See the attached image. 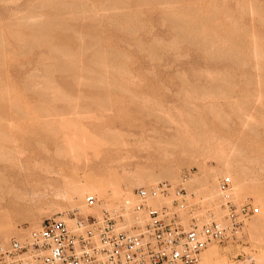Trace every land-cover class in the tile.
Returning <instances> with one entry per match:
<instances>
[{"label": "rangeland", "instance_id": "rangeland-1", "mask_svg": "<svg viewBox=\"0 0 264 264\" xmlns=\"http://www.w3.org/2000/svg\"><path fill=\"white\" fill-rule=\"evenodd\" d=\"M1 181L0 244L166 182L184 224L256 210L196 264H264V0H0Z\"/></svg>", "mask_w": 264, "mask_h": 264}, {"label": "built area", "instance_id": "built-area-1", "mask_svg": "<svg viewBox=\"0 0 264 264\" xmlns=\"http://www.w3.org/2000/svg\"><path fill=\"white\" fill-rule=\"evenodd\" d=\"M185 179L184 175L182 182ZM221 188L223 193L229 190L227 179ZM133 195L138 204L131 214L142 213L143 222L137 219L130 228L123 223L127 204L102 210L98 219L77 211L64 213L0 245V264H196L208 244L230 241L256 213L248 202L238 207L225 203L222 221L184 224L176 210L178 201L183 205L192 195L182 188L162 182L138 188ZM169 196L173 198L170 207L148 206L157 197ZM85 203L88 209L98 204L92 198Z\"/></svg>", "mask_w": 264, "mask_h": 264}, {"label": "bare ground", "instance_id": "bare-ground-1", "mask_svg": "<svg viewBox=\"0 0 264 264\" xmlns=\"http://www.w3.org/2000/svg\"><path fill=\"white\" fill-rule=\"evenodd\" d=\"M74 1H75V0H74ZM105 2H107V1H105ZM107 3H108V2H107ZM81 4H82V3H81ZM81 4H80V3L77 4L76 7H77L78 5L81 6ZM84 4H85V3H84ZM82 5H83V4H82ZM45 6H46V5H45ZM74 6H75V5H74ZM76 7H74V9H75ZM81 7H82V6H81ZM111 7H113V6H111ZM79 9H80V8H79ZM56 11H58V10H55V12H56ZM81 11H82V10H81ZM58 12H59V11H58ZM58 12H57V13H58ZM117 12H118V11H117ZM62 13H63V12H62ZM110 13H111V12H110ZM120 14H121V12H120ZM59 15H60V13H59ZM61 15H62V14H61ZM116 15H117V14H116ZM95 16H96V15H95ZM112 16H113V15H112ZM120 16H122V15H120ZM126 16H127V15H126ZM85 17H86V16H85ZM117 17H118V16H117ZM123 17H125V16H123ZM82 18H83V17H82ZM113 18H115V17H113ZM118 18H119V17H118ZM126 18H127V17H126ZM79 19H80V18H79ZM122 19H123V18H122ZM73 20H74V19H73ZM86 20H87V19H86ZM119 20H120V18H119ZM124 20H125V18H124ZM59 21H60V19H59ZM59 21L57 20V22H59ZM71 21H72V20H71ZM120 21H122V20H120ZM128 21L130 22V20H128ZM57 22H56V23H57ZM63 22H64V21H63ZM47 23H48V22H47ZM47 23H46V25H47ZM49 23H50V22H49ZM51 23H52V22H51ZM125 23H126V22H125ZM52 24H53L52 27L50 26L51 28H54V25H56V26L59 25V24H55L54 22H53ZM60 24H62L61 21H60ZM63 24H65V23H63ZM46 25H45L44 27H42V28H44V30H46V29H45ZM49 25H50V24H49ZM36 26H37V25H36ZM36 26H35V27H36ZM38 26H39V25H38ZM38 26H37V27H38ZM56 26H55V27H56ZM31 27H33L32 29H33V31H34V30H35V27H34V26H31ZM62 27H63V26H61L60 28H62ZM39 28H40V27H39ZM42 28H41V29H42ZM47 28H48V27H47ZM36 29H37V28H36ZM64 29H65V28H64ZM38 30H39V29H38ZM66 30H69V29L67 28ZM35 32H36L35 34L37 35V31H35ZM45 32H46V31H45ZM33 33H34V32H33ZM42 33H43V32H42ZM36 35H35V36H36ZM42 35H44V33H43ZM40 36H41V32H40ZM40 36H39V37H40ZM37 37H38V35H37ZM39 37H38V38H39ZM44 37H45V36H44ZM85 37H86V36H85ZM185 37H186V36H185ZM83 38H84V37H83ZM80 39H81V38H80ZM36 40H37V39H36ZM34 41H35V40H34ZM38 41H39V40H38ZM38 41H37V42H38ZM90 41H92V40H90ZM39 42H40V41H39ZM85 48H86V47H85ZM82 50H83V49H82ZM66 52H67V51H66ZM78 52H79V51H78ZM62 55H64V53H62ZM96 55H97V54H96ZM96 55H95V56H96ZM59 56H60V55H59ZM99 56H100V54H99ZM71 57H72V56H71ZM66 58H67V57H66ZM93 58H94V57H93ZM63 59H64V58H63ZM97 59H98V58L96 57V61H97ZM58 60H59V59H58ZM92 61H93V60H92ZM99 61H100V59H99ZM67 62H68V61H67ZM56 63H57V62H56ZM56 63H55V64H56ZM64 63H65V62H64ZM95 63H96V62H94V64H95ZM58 64L60 65V63H58ZM59 65H58V66H59ZM64 65H65V64H64ZM98 65H99V64H98ZM56 66H57V65H56ZM58 66H57V67H58ZM92 66H93V65H92ZM95 66H96V64H95ZM101 66H102V65H101ZM64 67H65V66H64ZM59 68H62V64H61V67H59ZM70 68H71V67H70ZM52 69H53V68H52ZM52 69H51V70H52ZM56 70H58V68H57ZM61 70L63 71V68H62ZM48 71H49V69H48ZM52 71H53V70H52ZM58 71H59V70H58ZM59 72H60V71H59ZM65 72H66V70H65ZM70 72H71V71H70ZM81 73H84V71L81 72ZM85 73H86V72H85ZM85 73H84V74H85ZM88 74H91V73L88 72ZM92 75H93V74H92ZM82 76H84V75H82ZM86 76H87V75H85V77H86ZM88 76H90V75H88ZM91 77H92V76H91ZM93 78H94V77H93ZM87 79H88V78H87ZM89 79H90V77H89ZM85 80H86V79H85ZM158 123H159V122H158ZM161 123H162V122H161ZM162 124H163V123H162ZM153 132H154V131H153ZM166 132H167V131H166ZM156 133H157V132H156ZM153 134H155V133H153ZM157 135H158V133H157ZM159 135H160V134H159ZM156 137H157V136H156ZM160 137H161V136H160ZM177 137H178V136H177ZM171 141H172V140H171ZM94 152H95V150L93 151V153H94ZM84 162H85V161H84ZM166 169H167V168H166ZM164 170H165V169H164ZM169 170H171V169H169ZM167 171H168V170H167ZM145 172H148V171H145ZM169 172H170V171H169ZM137 174H138V173H137ZM147 174H148V173H147ZM149 175H151V174L149 173ZM149 175H148V176H149ZM155 175H157V174H155ZM159 175H160V174H159ZM151 176H152V175H151ZM160 176H161V175H160ZM167 176H168V175H167ZM170 176H171V174H170ZM142 177H143V176H142ZM144 177H145V175H144ZM153 177H154V176H153ZM153 177H152V179H153ZM158 177H159V176H158ZM161 177H162V176H161ZM161 177H160V178H161ZM1 178H2V177H1ZM127 178H128V177H127ZM130 178H131V177H130ZM168 178H169V177H168ZM168 178H167V179H168ZM174 178H175V176H174ZM2 179H4V178H2ZM156 179H157V178H156ZM156 179L154 178L155 181H156ZM163 179H165V178H163ZM170 179H171V178H169V180H170ZM226 179H227V178H226ZM227 180L230 182L229 179H227ZM4 181H5V179L3 180V182H4ZM147 181H148V180H147ZM157 181H158V180H157ZM3 182L1 181L0 184H2ZM4 183H5V182H4ZM4 183H3V184H4ZM108 183L110 184L111 182H109V180H108ZM149 183H150V182H149ZM94 184H95V183H94ZM96 184H97V183H96ZM111 184H112V183H111ZM129 184L132 186L131 183H129ZM129 184H128V185H129ZM7 185H8V183H7ZM7 185H5V186H7ZM89 185H90V184H89ZM99 185H100V184H99ZM103 185H105V184H104V181H103ZM106 185H107V184H106ZM114 185H115V183H114ZM133 185H134V181H133ZM136 185H137V183H136ZM148 185H149V184H148ZM1 186H2V185H1ZM11 186H12V184H11ZM11 186H10V187H11ZM18 186H19V185H18ZM18 186H13L12 189L7 190V194H8V193H11V194H13V195H14V194H16V195L22 194V195H24V196H23L24 198H21V199H22V200H27V202L29 201L28 198L32 199V198H35V197L37 196V195H36L37 192L31 191L30 193H28L25 189H23L24 191H22ZM94 186H95V185H94ZM110 186H113V185H110ZM115 186H116V185H115ZM10 187H8V188H10ZM103 187H104V186H103ZM134 187H135V186H134ZM134 187H133V188H134ZM97 188H98V187H97ZM116 188H117V187H116ZM116 188H115V189H116ZM212 188H213V187H212ZM214 188H215V187H214ZM3 189H4V188H3ZM47 189H49L48 186H47ZM71 189H72V188H71ZM108 189H109V191H110L111 188L109 187ZM108 189L105 188L104 190L106 191V190H108ZM97 191H98V189H96L95 192H96V193H99V192H97ZM210 191H212V190H210ZM210 191H209V192H210ZM216 191H217V190L215 189V192H216ZM3 192H4V191L1 190L0 195H1V193H3ZM85 192H88V191H85ZM90 192H91V191H90ZM90 192H89V193H90ZM95 192L92 191V193H95ZM114 192H115V191H114ZM114 192H113V193H114ZM209 192H208V193H209ZM215 192L213 193V191H212V194H211V195H213V194L216 195L217 193H215ZM219 192H220V195L223 193L222 191H219ZM71 193H72V192H71ZM73 193H74V191H73ZM73 193H72V194H73ZM79 193H80V192H79ZM79 193H78V194H79ZM81 193H82V192H81ZM81 193H80V195H81ZM104 193H105V192H104ZM113 193H112V194H113ZM78 194H77V192H76V193H74V194L72 195V197H73V196H78V197H79L80 195H78ZM84 194H85V193H84ZM22 195H21V197H22ZM110 195H111V193H110ZM116 195H117V194H116ZM118 195H119V194H118ZM207 195H208V198H210V197H209L210 195H209V194H207ZM215 195H213V196L215 197ZM216 196H217V195H216ZM56 197H57V196H56ZM111 197H112V196H111ZM57 198H58V197H57ZM70 198H71V197H70ZM81 198H82V196H81ZM87 198L95 199V201H96V202H100V204H95V206H94L93 208L88 209L87 206H86V203H85ZM205 198H206V196H205ZM208 198H207V199H208ZM215 198H216V197H215ZM13 199H14V198H13ZM79 199H80V197H79ZM70 200H71V199H70ZM156 201L159 202L158 199H157V200H155V199H154V200H151L150 202H148V206L152 207V209H158L159 205L157 206L158 202H156ZM206 201H207V200H206ZM209 201H210V199H209ZM0 202H2V201H0ZM24 202H26V201H24ZM30 202H31V201H30ZM116 202H118V203H116ZM214 202H215V201H214ZM114 203H116V204H114ZM160 203H161V201H160ZM160 203H159V204H160ZM211 203H212V202H211ZM101 204H102V201H101L100 199H98V197H97L96 195H91V194H89V195L84 196L83 206H84V208H85L86 210H93V209H95L96 207H99ZM123 204H127L126 212H125V214L123 215V223H125V225H126L127 227H129V226H128L129 224H132V223H134L135 221H137V218L135 217V215H134V214H131L132 209L136 206V204H138V200H136L135 196H134L132 193H131L130 196H128V197H123V199H121V200L119 199L118 201H114V202H111V203H109V204H106L105 208L100 209V210L98 211V213H96V214H84L83 216L91 215V216H93L94 218H97V219H98V218H100L101 210H106V211H108V210H110V209L112 210V209H115L116 207H119L120 205H123ZM213 204H214V203H213ZM213 204H212V205H213ZM214 205H215V204H214ZM85 206H86V207H85ZM76 211L78 212V210H76ZM132 221H133V222H132ZM140 224H142V223H140ZM38 227H39V226H38ZM38 227H37V228H38ZM35 229H36V228H35ZM31 230H33V229H31ZM3 240H4V239H3ZM9 240H10V239H9ZM9 240H8V241H9ZM6 242H7V241H6ZM6 244H7V243H6ZM211 244H212V243H211ZM211 244H208V245L210 246ZM0 245H5V244H0ZM208 245H207V247L205 248V250L209 247ZM205 250H203V251H205ZM203 251H202V252H203ZM202 252H201V253H202ZM201 253H200V254H201Z\"/></svg>", "mask_w": 264, "mask_h": 264}]
</instances>
